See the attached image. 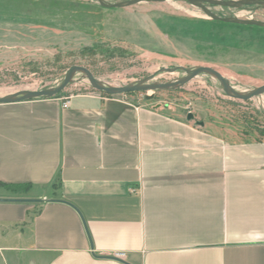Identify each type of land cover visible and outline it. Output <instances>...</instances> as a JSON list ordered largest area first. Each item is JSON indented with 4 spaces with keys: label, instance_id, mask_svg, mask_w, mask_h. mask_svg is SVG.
Segmentation results:
<instances>
[{
    "label": "crops",
    "instance_id": "1",
    "mask_svg": "<svg viewBox=\"0 0 264 264\" xmlns=\"http://www.w3.org/2000/svg\"><path fill=\"white\" fill-rule=\"evenodd\" d=\"M0 264H264V139L122 94L0 103Z\"/></svg>",
    "mask_w": 264,
    "mask_h": 264
},
{
    "label": "rangeland",
    "instance_id": "2",
    "mask_svg": "<svg viewBox=\"0 0 264 264\" xmlns=\"http://www.w3.org/2000/svg\"><path fill=\"white\" fill-rule=\"evenodd\" d=\"M206 6L218 17L264 21V6ZM72 65L115 86L146 77L165 83L185 77L186 69L208 66L245 93L264 84V27L212 19L186 0L112 8L97 0H0V97L55 86ZM62 92L97 90L78 72ZM125 95L143 105L166 106L172 115L185 118L191 112L206 130L230 141L264 132V91L234 99L208 73L173 89ZM9 253L2 252L7 258Z\"/></svg>",
    "mask_w": 264,
    "mask_h": 264
},
{
    "label": "water",
    "instance_id": "3",
    "mask_svg": "<svg viewBox=\"0 0 264 264\" xmlns=\"http://www.w3.org/2000/svg\"><path fill=\"white\" fill-rule=\"evenodd\" d=\"M97 1L103 7L112 8V7L129 6L143 1L161 2L165 0H125L117 3H106L103 0H97ZM186 1L205 11L207 15L212 19H217L220 21L230 22V23L257 25L264 27V21L261 20L215 16L206 6V5H219L225 7H239L243 5L264 6V0H186ZM78 72H81L85 75L89 84L94 89H96L97 91L105 92L110 95H119V94L125 95L130 92H142V91L153 92L157 90L173 89L183 85L186 81L190 80L191 78L201 73H208L214 76L219 81L226 95L234 99L248 100L251 97L256 96L264 91V84H263L245 93L238 92L229 85L228 80L225 77H223V75L219 71L208 66H195L192 69H186L185 77H181L174 81H169L165 83L148 82L151 79V77H146L133 83H129L122 86H115V85L104 84L96 80L92 75L91 71L84 66L72 65L66 70L61 80L55 86H50L48 88H44L41 90H24L14 94L2 96L0 97V103H10V102H18L22 100L35 99V98L53 97L54 95L61 92L72 81L73 76ZM155 106H159V104ZM186 119L194 120V115L191 112H187ZM195 123L200 126L204 125V122L200 120H196ZM13 200H21V199H13Z\"/></svg>",
    "mask_w": 264,
    "mask_h": 264
},
{
    "label": "trees",
    "instance_id": "4",
    "mask_svg": "<svg viewBox=\"0 0 264 264\" xmlns=\"http://www.w3.org/2000/svg\"><path fill=\"white\" fill-rule=\"evenodd\" d=\"M217 20V19H216ZM220 21V20H219ZM224 22V21H223ZM228 23H230V22H228ZM232 24H235V25H241V26H246V27H263V26H257V25H246V24H238V23H232ZM102 94H104V95H107V96H110V94H107V93H105V92H102V91H100ZM131 93H133V92H130V93H127V94H131ZM63 94V92L61 91V92H59L58 94H56V95H54L53 97H59V96H61ZM152 98V95H146L145 96V99L146 100H149V99H151ZM264 139V132H262L260 135H258L256 138H254L253 140H255V141H261V140H263ZM244 141H250V140H244Z\"/></svg>",
    "mask_w": 264,
    "mask_h": 264
},
{
    "label": "built area",
    "instance_id": "5",
    "mask_svg": "<svg viewBox=\"0 0 264 264\" xmlns=\"http://www.w3.org/2000/svg\"><path fill=\"white\" fill-rule=\"evenodd\" d=\"M61 101H62V107H67L68 106V103H69V97L68 96H63L60 98ZM116 258H120V259H123L124 257V253L123 252H119V253H116L114 255Z\"/></svg>",
    "mask_w": 264,
    "mask_h": 264
}]
</instances>
